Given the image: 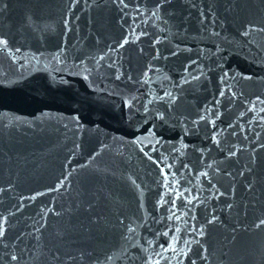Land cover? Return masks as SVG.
Masks as SVG:
<instances>
[{
	"label": "snow or ice",
	"instance_id": "6c2138e0",
	"mask_svg": "<svg viewBox=\"0 0 264 264\" xmlns=\"http://www.w3.org/2000/svg\"><path fill=\"white\" fill-rule=\"evenodd\" d=\"M85 4L88 3V0H84ZM80 3V0H70L69 5V11L72 10V8L76 7L77 4ZM92 3L95 4L96 0H92ZM112 5H114L122 14L123 16L128 15V11L126 10H135L137 15L141 13V8L145 7L143 4V0H111ZM170 3V0H155L153 9H149L151 12V15L153 17L157 16V13L159 9L164 5ZM189 4L192 8H198V5L192 0H189ZM7 8V4L4 3V0H0V11H3ZM199 15L203 19H207L205 10L203 8H198ZM208 13H210L213 17V23H215V12L210 7L208 9ZM133 22H135V18H133ZM65 27H67L68 21L65 20L64 22ZM252 27H248L245 30V35L249 34L250 31H252ZM255 30L264 32V25L260 26L259 28H256ZM143 35V33H141ZM212 35L218 36V32H212ZM129 36L132 37V40H129ZM140 37L135 34L134 31L129 32L127 35L122 37L121 41L117 42L118 48H123L125 45L129 43H133L136 40H138ZM156 43H159V41H156ZM9 46V42L6 38L3 36H0V48H7ZM19 51V49H16ZM114 50V49H110ZM143 52V49L140 50ZM176 53L174 52L173 55ZM101 60L104 59V57H100ZM159 59V52L157 50L156 55L153 56V60ZM115 64V61H113L112 64H109L108 67L112 68ZM116 79L119 80L122 75H126L125 73H122L120 69L116 68ZM159 72L160 69H153L151 66H146L145 70H142L140 74L136 77V79L133 81V77L131 75H127V79L130 81H133L134 83H143L148 84L150 81V77L148 76L149 72ZM141 77H144V79H141ZM86 78V77H85ZM199 77H193V79H198ZM246 79H250V77H245ZM188 80L185 79L184 83H187ZM220 95L223 96L224 92H220ZM235 95V93H233ZM167 98L169 104L175 101L176 97L173 96L172 92L170 91H164L163 96L160 97V100H164ZM136 97L131 98V102H126V106L129 108H133ZM257 101H259L261 104H264V101L260 100L259 97H256ZM153 101H149V103H152ZM218 103V101H217ZM144 107L145 112L149 111L147 104L142 105ZM251 111H255V105H253ZM206 113L210 112L209 109L204 110ZM261 112H264V108L260 109ZM214 115L219 118V113H214ZM157 117L160 120H164L165 116L162 113H157ZM261 119H264V117H261ZM199 121H206L207 123L211 124L213 128H215V120L211 119L209 116H206L204 114L199 115ZM198 121H193V124H196ZM229 127H233L232 125H229ZM219 135L218 132H213L211 139L216 144L217 147L220 146L221 141L217 139V136ZM257 137H259V133L256 134ZM244 139L246 140L247 137L245 136ZM259 148H264V143L259 144ZM223 151V149H221ZM243 149L237 147L236 145H232L227 149V155L226 159H230L232 157H236L237 159L238 154L242 152ZM250 159L247 163L243 165V167L237 171L236 175H233L231 171H229L227 168L221 169L217 168L215 169L214 174H222L226 177H229V183L231 185V191L233 195L236 192L235 187V180L236 177H243L244 178V186L246 190L255 195L257 188L259 186L260 190L264 192V175L257 176L255 175V164H256V149L253 148L251 152L249 153ZM150 159V158H149ZM166 167L171 168V165H167ZM209 168H211V165H208ZM64 176V174H61ZM70 175V174H69ZM161 175L163 178L164 187L170 189L169 198L165 199L164 196H161L159 200H157V204L159 206L169 205L167 208V211L170 213L166 217L167 220H175V221H183L185 214L178 215L180 206L177 205L176 200H181L182 202H185V206L187 204H192L193 201H198L200 198L199 196L192 197V200H187V198L184 196V193L180 191L179 187H172V182L168 180L169 173L165 172L163 169H161ZM173 181L175 180V173H171ZM203 177H208V172L200 173ZM67 180V176H64L63 180H60L58 178V184L50 189L54 191H59V188L64 186V182ZM135 184V181H133ZM209 192L212 195L213 198L219 199V197L224 196V192H221L219 188L216 187L215 184L211 183V180H209ZM13 185L9 183L8 188H4L0 186V194L5 193L6 191H10ZM137 187H139L137 185ZM223 187V185H221ZM227 191V189H226ZM175 194V199L171 198V194ZM44 193L36 192L33 196L27 197L29 200H35L36 197L43 195ZM83 199H80L79 201L74 202V207H70L67 211L72 214V216H75L78 213H86L87 215L84 217L82 221H78V223H73L72 218L70 216L69 221L67 225L62 229L58 230L51 238L45 237V231H46V224H47V216L46 214H40V220L35 222V225L31 232L28 233H21L20 235H17L15 237V240L23 243L22 237L24 235H27L31 239L35 240V244L32 246V248H27L25 246L24 248H19V252H17L18 245H13L11 250L6 251L5 255H7L10 258L11 262H16V264H21V261L24 258L25 252L29 254V259L35 260L38 262V264H92L93 259L96 260V264H108L109 261L113 259L111 255H105V258L103 261L99 259V257H93L92 253L88 250L87 247L83 246L84 242L86 240L91 239V233L94 229L98 230L99 227L102 225V223L105 220V217L103 215H100L95 212V209L97 207V201L95 199V194H91V198L88 193L83 194ZM25 199V197L21 196L20 200L22 201ZM235 201L231 203H226V207L228 209H232L234 206ZM55 215L60 216L62 215L61 212H56ZM194 219V218H193ZM218 217L215 215V210H213V214L211 216V219L207 220L208 224L213 223L216 221ZM258 222L254 224V226L258 229L264 227V217H258ZM117 222L119 225H121L126 231L122 233V238L126 241H135V243H131V247L134 249H138L141 252L144 253H151V255H145L142 257V264H161V261H164L165 264H171V261L173 258L176 260V264H182V260L185 258H189V264H196L195 260L190 259V253H192V245L196 244L199 246L200 252H197V255H200V259L202 261H207L208 256L207 255H201V252L206 253L207 249L204 247L203 244L200 243L199 238H203L205 236V229L203 226L200 228H197L195 225L190 226V232L194 235H192V238L189 240H183V247H179L181 240L183 239V232L184 229H181L179 226H176L173 229H169L168 231L163 232H153L151 235L153 236V239H148L147 237H143V243L140 242V240L136 239V228L133 227L131 224H125L124 219H121L119 216L117 217ZM7 223V217L0 216V248L2 249H9V242L7 237V229L4 227V225ZM83 229V233L80 231ZM169 232L173 233V236L171 239H169ZM86 233L87 235H83ZM175 233H181V236L178 238ZM79 237V238H76ZM156 237L163 238V243H161ZM199 237V238H198ZM51 243V247L49 246ZM147 245L148 247H144V245ZM157 248L160 250L157 251ZM33 249L35 251H33ZM165 253H170L171 255H165ZM126 254V253H125Z\"/></svg>",
	"mask_w": 264,
	"mask_h": 264
},
{
	"label": "water",
	"instance_id": "95a60500",
	"mask_svg": "<svg viewBox=\"0 0 264 264\" xmlns=\"http://www.w3.org/2000/svg\"><path fill=\"white\" fill-rule=\"evenodd\" d=\"M63 0H4L0 36V132L15 106L43 48ZM16 49H19L17 51Z\"/></svg>",
	"mask_w": 264,
	"mask_h": 264
}]
</instances>
